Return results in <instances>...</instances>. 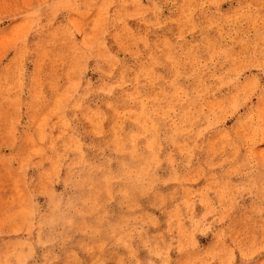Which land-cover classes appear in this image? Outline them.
<instances>
[{"label":"rangeland","instance_id":"1","mask_svg":"<svg viewBox=\"0 0 264 264\" xmlns=\"http://www.w3.org/2000/svg\"><path fill=\"white\" fill-rule=\"evenodd\" d=\"M0 264H264V0H0Z\"/></svg>","mask_w":264,"mask_h":264}]
</instances>
